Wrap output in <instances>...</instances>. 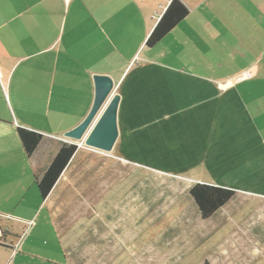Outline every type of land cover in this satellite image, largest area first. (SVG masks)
I'll return each instance as SVG.
<instances>
[{
	"label": "crops",
	"instance_id": "0c3cea01",
	"mask_svg": "<svg viewBox=\"0 0 264 264\" xmlns=\"http://www.w3.org/2000/svg\"><path fill=\"white\" fill-rule=\"evenodd\" d=\"M172 1L0 0V264H76L84 240L54 206L71 162L46 200L37 180L63 144L80 147L65 134L95 75L121 97L113 150L127 163L208 169L218 181H191L264 196V0H178L187 17L147 47ZM20 128L43 136L30 158Z\"/></svg>",
	"mask_w": 264,
	"mask_h": 264
},
{
	"label": "rangeland",
	"instance_id": "374dc122",
	"mask_svg": "<svg viewBox=\"0 0 264 264\" xmlns=\"http://www.w3.org/2000/svg\"><path fill=\"white\" fill-rule=\"evenodd\" d=\"M81 145L54 204L59 226L84 240L76 264H264L263 195H236L203 221L189 190L192 178L218 181L210 170L152 171Z\"/></svg>",
	"mask_w": 264,
	"mask_h": 264
},
{
	"label": "trees",
	"instance_id": "16d2710c",
	"mask_svg": "<svg viewBox=\"0 0 264 264\" xmlns=\"http://www.w3.org/2000/svg\"><path fill=\"white\" fill-rule=\"evenodd\" d=\"M187 15V8L178 0H173L151 33L147 41V47L151 48L158 44ZM18 135L26 156L28 158L32 157L42 142L43 136L22 128L18 129ZM77 151L78 146L74 144L66 143L60 147L41 179L37 180V189L42 200L47 199ZM189 195L198 210L200 218L205 221L213 218L232 201L236 196V192L228 188L198 183L190 189ZM204 264H209V262L205 261Z\"/></svg>",
	"mask_w": 264,
	"mask_h": 264
},
{
	"label": "water",
	"instance_id": "95a60500",
	"mask_svg": "<svg viewBox=\"0 0 264 264\" xmlns=\"http://www.w3.org/2000/svg\"><path fill=\"white\" fill-rule=\"evenodd\" d=\"M95 96L92 108L84 121L65 134L66 140L84 144L87 148L111 153L119 137L118 109L121 97L107 75H95Z\"/></svg>",
	"mask_w": 264,
	"mask_h": 264
},
{
	"label": "built area",
	"instance_id": "2783aa9c",
	"mask_svg": "<svg viewBox=\"0 0 264 264\" xmlns=\"http://www.w3.org/2000/svg\"><path fill=\"white\" fill-rule=\"evenodd\" d=\"M79 146L80 147L82 146L81 143L79 144ZM8 218H10V217L8 216ZM4 234L5 233L2 230H0V242L8 245V243L5 242V238H4L5 235Z\"/></svg>",
	"mask_w": 264,
	"mask_h": 264
}]
</instances>
